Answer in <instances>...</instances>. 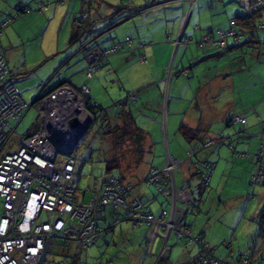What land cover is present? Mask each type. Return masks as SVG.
<instances>
[{
  "label": "rangeland",
  "instance_id": "374dc122",
  "mask_svg": "<svg viewBox=\"0 0 264 264\" xmlns=\"http://www.w3.org/2000/svg\"><path fill=\"white\" fill-rule=\"evenodd\" d=\"M4 1L0 0V12L5 7ZM134 1L137 6L152 2ZM39 2L47 6L42 11L26 14L7 26L0 41L27 104L34 101L42 83L51 78L47 90L53 88L58 79H69L77 87L87 85L91 90V97L96 98L104 108L95 112L93 122L77 148L76 172L69 183L75 190L76 200L89 201L105 178H121L126 173L127 179L135 187L134 196H141L155 214L162 206L170 209L171 196L166 192H159L155 185H148L144 181L151 166H166L161 131L158 139L151 131L153 128L149 129L147 148L138 166H135L138 157L131 150L133 141L126 139L122 150L130 170L124 165L108 172L106 167L107 160L116 154V148L111 135L105 132L102 117L108 115L113 121L118 113L115 103L124 101L125 107L131 108L134 113L142 109V100L146 94L140 88L142 81L148 79L146 74L150 67L154 68V63L149 59H139L140 62L132 64L128 60L121 67H114L119 68L117 70L109 64L103 69L95 70L93 77L88 78L83 53L73 55L85 37L70 44L75 28L74 18L80 12L91 10L92 18L96 19L99 15L106 16L110 8L120 6L121 1L32 0L31 5L35 7ZM190 3L189 1L188 7ZM171 6L174 8L169 11L178 9L173 4ZM192 11L186 29V38L192 37L191 42L181 44L172 53L175 60L172 72L174 79L167 85L162 117H167V138L175 156L182 161L187 158L189 149H196L199 159L201 156L210 158L209 162L213 165V175L211 174L208 185L201 177L191 175V164L196 157L185 162L181 169H176L177 184L182 185V182L189 180L191 193L189 210L183 222L189 225L195 236L201 237L214 249L215 255L234 260L252 247L256 250L264 246V172L259 176L261 162L256 158L258 150L264 146V124H254L253 119L264 103V29L252 33L251 41L235 47L233 54L228 55L223 49L201 48L198 41L209 27L216 30L222 24L230 26V18L251 13V0H194ZM262 11V16L256 22H264V9ZM2 20L0 16V22ZM99 21L100 25L95 24L97 27L95 26L92 35L102 33L109 24L108 17ZM127 27V22L117 24L100 34L95 44L103 48L113 39L117 42L124 40ZM227 42H232V38H228ZM143 53L149 56L145 50ZM69 57L70 61L63 65ZM163 60L160 55L158 64ZM59 68L61 69L56 73ZM184 68L192 71L190 78L185 76ZM148 87L152 88V92H157L154 84ZM131 91L137 93L138 101H127ZM190 103L192 107L189 114L196 122L201 120L197 128L200 129L203 140L210 143L204 149H201L202 140L189 141L181 134V115H177L180 123L176 131L171 128V120L176 114L174 112H177L173 110L175 105L178 104L184 110ZM255 104L258 109L255 113H249ZM24 113L14 137L16 141L21 135L35 133L40 126L37 104ZM242 114L249 119L247 126L234 121ZM17 121L18 118L11 119L12 125L15 126ZM2 212L0 204V216ZM74 224L77 225V222ZM159 240L152 227L134 226L125 221L116 231L100 233L98 241L85 251H81L73 241L67 244L57 238L49 239L43 264H156ZM168 246L171 248L169 261L163 259L157 261L158 264H185L191 262L198 253L197 245L186 246L183 241L178 240L175 233L171 235Z\"/></svg>",
  "mask_w": 264,
  "mask_h": 264
},
{
  "label": "built area",
  "instance_id": "2783aa9c",
  "mask_svg": "<svg viewBox=\"0 0 264 264\" xmlns=\"http://www.w3.org/2000/svg\"><path fill=\"white\" fill-rule=\"evenodd\" d=\"M186 1L191 3L189 9H185L180 35L190 20L194 3V0L182 2ZM263 3V0H255L254 4L258 6ZM17 10L25 14L30 12L26 6H19ZM232 35L236 33L219 30L218 38L208 33L205 40L223 46L226 37ZM182 39L179 37L175 43H181ZM118 48L119 45H116L107 53L115 52ZM1 50L0 46V204L3 208L0 216V264H42L47 241L51 238L72 240L82 250L90 248L100 233L117 230L123 220L155 228L160 239L156 263L164 259L168 241L175 233L187 246L197 245V261L200 263L264 264V252L259 255L253 252V248L235 261L217 258L202 239L182 225L191 193L187 182L177 184L175 171L185 161L175 157L167 148L166 166L161 169L151 167L144 181L148 185L161 187L162 179H168L166 193L171 196L170 209H163L155 216L139 197H133L131 183H120L116 179H112L100 195L88 203L78 202L75 190L69 184L76 169L77 149L73 147L76 131L70 128L69 120L76 117L81 125H85L90 118H94L85 99L88 88L76 89L69 83L57 82L52 90L46 92L48 83L43 82L35 102L40 110L39 129L35 133L19 136L16 141L17 127L24 112L32 105L25 102ZM85 58L88 62L86 72L91 77L99 69L101 53L96 49L87 53ZM171 79L169 71L167 85ZM13 118H18L15 126L11 123ZM235 121L246 124L242 116H237ZM195 155L196 151L190 149L186 159ZM202 163L197 162L194 166L202 165L197 170L200 177L209 182L212 170L208 164ZM107 206L117 209V216L112 223L107 222L99 227V213ZM73 220H77V225L71 223Z\"/></svg>",
  "mask_w": 264,
  "mask_h": 264
},
{
  "label": "trees",
  "instance_id": "16d2710c",
  "mask_svg": "<svg viewBox=\"0 0 264 264\" xmlns=\"http://www.w3.org/2000/svg\"><path fill=\"white\" fill-rule=\"evenodd\" d=\"M121 1V5H127L128 3H130L129 7L132 11V14L131 15H135L139 12H143L144 9H150V7H152V5H144L142 8L139 9V7L137 6H134L132 5L133 1L134 0H120ZM183 0H167L164 2V4L166 5H169V4H183V6L185 7V9L188 7V2H182ZM264 1V0H263ZM255 0H251V5H252V12L251 13H247V14H238L236 15L235 17H233L231 19V23H230V26H228L226 29H223V28H218V29H214V28H208L203 37L201 38L200 41H198V44L201 48H219V49H224L228 47L229 43L227 42V39L228 38H232V42L233 44L235 45V47H240L242 44H246L248 43V41H251L252 40V37H253V34L255 31L257 30H263L264 29V22H256L257 21V18L262 16L263 14V9H264V3L261 4V5H256L255 6ZM42 5V6H40ZM19 6H26L27 8L30 9V12L29 13H32L33 11H42L47 5H45L43 2H39L37 3V5L35 7H31L30 5L28 4H17L12 12H10L1 22H0V36L2 35L3 33V30L7 27V26H10L14 21L22 18L23 16H25L26 14H29V13H22V12H18L17 10V7ZM120 6L116 7V14L118 12H120V10H122V8H119ZM147 9V10H148ZM193 10V8H192ZM185 13V12H184ZM184 13H183V16H184ZM115 15V14H114ZM109 18V16H107ZM110 18H112V15L110 16ZM129 16H125V17H121L119 19H116L114 21H111L110 24L105 27L104 31L102 33H105L107 31H109L111 28H113L114 26H116L119 22H122V21H125L126 19H128ZM98 23L97 22V19H93L90 12L88 11H82L80 12L79 15H77L74 19V27L73 28V31H72V35H71V38H70V44H75L79 41H81L84 37V39L80 42V45L77 49V55L80 54L81 52L83 53V58H84V61H85V66H84V69H85V72H86V68L88 66V62L85 58V55L93 50H96L98 49L101 53V58L100 60L98 61V66H99V69H102L103 67H106L109 63V56L114 54V53H118V52H125V51H131L133 48V39L131 38V36H127L125 37L124 41L122 42H116L114 44H107L105 45L103 48L100 47L99 45L95 44L96 43V39L98 38V36H100V34L102 33H98V34H93L92 33L94 32L95 30V24ZM219 30H222V31H234L236 33V35H232V36H227L226 37V43L225 45L223 46H220V45H217L215 43H209L208 41L205 40V36L206 34H210L212 35L213 37L215 38H218L219 37ZM237 36H240V38H238ZM129 40L131 41V43L129 44ZM185 40H188L187 41V44H189L191 42V39L190 38H187ZM237 40H239L237 42ZM255 42V40L253 41V43ZM185 43V41H184ZM257 43H259V41H257ZM116 45H119V48L115 51V52H111V53H107V51H110L112 48H114ZM0 46L2 48L1 50V53L5 56L4 52H3V47H2V44H1V41H0ZM139 47H142L143 44L140 42L138 44ZM143 56V55H142ZM144 57V56H143ZM70 58V57H69ZM67 58L66 61L69 59ZM146 58V57H145ZM10 69V68H9ZM11 71V74L13 75V70H10ZM58 71H56L57 73ZM183 72L186 73V75H188V70L186 68L183 69ZM94 73V72H93ZM169 73V71H168ZM171 75H172V78H173V73L170 72ZM87 74V72H86ZM88 78H92L93 77V74L91 77H89L87 75ZM57 82H61V83H69L67 81H62L61 79L57 80ZM56 82V83H57ZM46 83V82H45ZM47 86L49 85V82H47ZM70 84V83H69ZM55 86V85H54ZM73 86V85H72ZM86 85H83L79 88L77 87H74L76 89H81L82 87H84ZM45 87V90H47V88ZM87 87V86H86ZM88 88V87H87ZM89 90V89H88ZM134 97H136V99H134ZM85 99H86V102H87V107L88 109L90 110V112L92 113L93 117H95V112L97 110H103V106L98 103L96 100H94L90 93L88 92L87 94H85ZM137 100V93L134 94L132 91L129 92V95H128V98H127V101L130 102H136ZM96 103V105H93V103ZM125 101L124 102H121V103H115L114 107L115 109L118 110V113L116 114L115 116V119L113 121H111L109 118H108V115H104L102 117L103 119V122L105 123V128H106V134H109L111 135L112 137V141H113V144H114V147L116 148V154L110 159V160H107V171L108 172H111V170L113 168H117V167H123L124 165L127 166V170H130V165L129 164H126V158H125V155L123 153V150H122V147H123V143H125V140L126 139H130V141H133L131 142L132 144V149L135 154L137 155V159L135 161V166H138V164L142 161L143 157H144V152L146 151V148H147V139H148V131L146 129H144L143 127H141L138 122H137V118H136V115L135 113L132 111L131 108H126L125 107ZM29 105V104H28ZM35 105V104H34ZM33 106V105H32ZM243 117V116H242ZM245 118V117H244ZM246 119V118H245ZM235 121V119H234ZM121 122V123H120ZM247 123V121H246ZM243 124V123H242ZM243 125H246V124H243ZM179 131L181 132V134H183V136L189 140V141H194L196 139H199L203 141V138L201 137L202 135L200 134V129L199 128H192L190 126H186V125H183V123L180 125L179 127ZM207 144H209L208 141H204L203 142V145L205 147H209V146H206ZM79 146V145H78ZM78 148V147H77ZM263 149H264V146L262 145L260 147V149L258 150L259 152V155L258 152L256 154V158L258 161L261 162V167H260V170L263 169L262 173L264 172V153H263ZM76 152H77V149H76ZM122 152V153H121ZM121 153V154H120ZM261 153V154H260ZM197 154V153H196ZM195 157H197L195 155ZM194 158V157H192ZM191 159V158H190ZM189 159V160H190ZM187 160V159H186ZM188 161V160H187ZM206 163L209 165L210 167V171L213 170V165L210 164L209 161H201L199 159H195L193 161V165H192V169H191V175L192 176H198L200 177V172H198V168H202V165H200L199 167H195L194 164L195 163ZM202 163V164H203ZM151 167H154V166H151ZM150 167V168H151ZM156 168V167H155ZM161 169V168H160ZM203 170V169H202ZM75 172H76V169H75ZM74 172V174H75ZM149 172V171H148ZM202 178V177H201ZM73 179V178H72ZM112 179H116L117 181H119L120 183H132L131 181H129L127 179V176H126V173H124V176L119 178V177H115V176H108L107 178H105L102 182H101V185L98 189H96V192H95V195L94 197L96 196H99L101 191L111 182ZM145 179V178H144ZM72 181V180H71ZM167 181L168 179L167 178H164L162 179L161 181V187L159 185H155L157 187V189L159 190V192H166L168 190V186H167ZM189 180H186L185 182L188 183ZM202 181L208 185L209 182H207L206 180H203L202 178ZM146 182V181H145ZM185 182H182V183H185ZM70 183V182H69ZM135 187L133 188V191H134ZM132 191V193H133ZM167 194V193H166ZM133 197H139L143 203H145V206L148 207L149 209V212L154 214L155 216L159 215V213L163 210V209H168L166 207H162V209L160 210L159 213L155 214L149 207V205L147 204V202H144L143 198L141 196H134L133 194ZM93 198V197H92ZM91 198V199H92ZM90 199V200H91ZM89 200V201H90ZM89 201H86V202H82V203H88ZM189 210V209H188ZM187 210V211H188ZM99 213V212H98ZM187 213V212H186ZM115 216H117V209L115 210L113 207L111 206H107L106 208H104V210H102L100 213H99V223H98V226L99 227H103V225L105 223H112L115 219ZM77 220H73L71 221L72 224H74V222H76ZM127 221V220H125ZM124 220L122 222H125ZM184 221V218L182 220V225H185L187 226L188 228L189 225H187L186 223L183 222ZM121 222V223H122ZM130 222V221H128ZM132 223V222H131ZM133 224V223H132ZM121 225V224H120ZM119 225V226H120ZM134 225V224H133ZM142 225H145V224H142ZM134 226H137V225H134ZM141 226V225H139ZM150 227H152L153 229H155L152 225H148ZM119 229V227H118ZM191 229V228H190ZM111 231H116V230H110V231H106V232H102V233H108V232H111ZM192 231V230H191ZM156 232V230H155ZM193 233V232H192ZM194 235V234H193ZM196 237H199V236H196ZM200 239H202L201 237H199ZM53 239V238H51ZM55 239V238H54ZM61 241H64V243H69V241H72V240H68V239H61V238H57ZM99 239V238H98ZM97 239V241H98ZM179 240V238H178ZM96 241V242H97ZM180 241V240H179ZM203 241V244H206L208 246V248L212 251V253L214 254V249L210 248L208 243H205L204 240ZM95 242V243H96ZM48 245V243H47ZM46 245V253H47V247ZM94 245V244H93ZM187 246V245H186ZM190 246V245H189ZM198 248V247H197ZM253 248V252H256L257 254H262L264 252V247H261L259 248V250H255V247H252ZM88 249V248H87ZM87 249H80L81 251H85ZM199 251V250H198ZM199 253V252H198ZM197 253V254H198ZM215 255V254H214ZM242 254H240L238 257H240ZM46 256V254H45ZM197 256L196 255L194 257V259L191 261V262H187L185 264H204V263H200L197 261ZM215 257L217 258H220L222 259L221 257H218L217 255H215ZM45 259V258H44ZM237 259V258H236ZM236 259L234 260H230V259H226L228 261H235ZM160 261V260H159ZM43 264V263H42ZM158 264V263H156ZM169 264V263H168Z\"/></svg>",
  "mask_w": 264,
  "mask_h": 264
},
{
  "label": "crops",
  "instance_id": "0c3cea01",
  "mask_svg": "<svg viewBox=\"0 0 264 264\" xmlns=\"http://www.w3.org/2000/svg\"><path fill=\"white\" fill-rule=\"evenodd\" d=\"M150 1H152L150 4L146 3V4H141L139 6L135 5L134 3H136V2L133 1L132 5L139 7V9L142 8L144 5L154 4V5H152V7H150V9H148V8H147L148 10L144 9L143 12H139L135 15H131L132 11L129 7L130 3H128L127 5H120L119 8H122V10H120V12H118L117 14L115 13L116 9L110 8L109 11L107 12L106 16L99 15L96 18L97 22H98L96 25L99 26L100 25L99 20H104L105 17H107V16H109V18H108L109 24L111 21H114V20L119 19L121 17L129 16L128 19H126L125 21L119 22L118 24L127 22L128 27H127L125 33H127L126 37L131 36V38L133 39V46H132L133 49L131 51H128V52L127 51L118 52V53H114V54L109 56L108 65L111 64L114 70L119 69V68H114V67H121L122 64L124 62L126 63L128 60L130 61L129 63H132V64H136V63L140 62L141 60H148V59L154 63V65H155L154 68L150 67V71L147 72V74H146L148 79H146L145 81L143 80L144 82L142 81L140 91L143 90L144 94H146V95H144L143 100H142V109L141 110L138 109L135 112V115H136L138 124L141 127H143L144 129H146L147 131H149V129H151V127H152L153 129L151 131L154 132V135H156V137L158 139H160L159 138L160 137V131L163 134L165 163H166V148L169 150V152L171 154H173L171 152L170 145H169L168 138H167V132H168V128H167V124H166L167 117H162V111L164 109V103L166 102L165 101L166 100L165 95L167 92L166 77L168 76V71L173 72V70H174L175 60H174V56L172 55V53H174L179 48V46L181 44H187L188 40H185V39H187L186 38L187 37L186 36V29L188 26L186 27L184 34L182 32V35H180L181 34V23H182L183 13L185 12V7L183 6V4H173L178 9L169 11L170 8H174V7L171 6L172 4H170V5L164 4V2L167 0H150ZM31 3H32V0H11V1L5 0L3 2V5H5V7H3V12H0V16H2V18L4 19L10 12H12L13 8L17 4L31 5ZM31 7H34V6L31 5ZM87 11L90 12V14L92 16L93 12L91 10H87ZM192 13H193V11H192ZM111 15H112V18H110ZM191 17H192V14H191ZM232 18H230V21ZM189 22H190V20H189ZM226 26H227V24H222L219 27L223 28ZM196 28H198V26H196ZM209 28H213V27L211 26ZM204 33H203V35H204ZM203 35H202V37H203ZM179 37H181L183 39H182L180 44H176L175 42ZM189 38L192 39V37H189ZM122 41H124V40H120L119 42H122ZM184 41H185V43H184ZM116 42L117 41L113 39L109 44L112 45ZM140 42L143 44L142 47L138 46V44ZM234 46L235 45L233 44V42H230L228 47L225 48L224 51H226L228 53V55H232L233 54L232 51L234 49ZM144 50L146 51V53L149 56H146V54L143 53ZM4 51L5 50L3 48V52ZM76 53H77V50L75 51V53L73 55H77ZM73 55H72V57H73ZM160 55L163 56L164 60L158 64L157 59ZM171 55H172V58H171ZM138 57H140V58H138ZM70 59H71V57L67 61L65 60V62H63L62 64L64 65V64L68 63L70 61ZM139 59H141V60L139 61ZM170 59H171V62H170ZM6 61H7V57H6ZM7 63H9V62H7ZM172 65H173V67L171 68ZM8 66H9V64H8ZM146 66L149 70V67L147 64H146ZM9 68H10V66H9ZM60 69L61 68L57 69V71ZM186 69L188 70V75H185V74L184 75L187 78H190L192 71H190V68H186ZM10 70L14 71V69H11V68H10ZM193 72H196V71L193 70ZM173 79L174 78H172L170 80L169 84H171V81H173ZM50 80H51V78L45 82H49ZM62 81H67L71 85H73L74 87H77L69 79L68 80H62ZM151 84H154L155 86H157V92L151 91L152 88L150 87L151 88L150 89L148 87V85H151ZM77 88H79V87H77ZM245 88H247V87H245ZM88 89H89V93L91 94V90L89 87H88ZM93 99L99 103V101L96 98H93ZM138 100H139V96L137 95L136 101H138ZM169 104H170V101L168 100V108H169ZM177 105L178 104H176L175 105L176 107L173 108V110L177 111V112H174L176 114L174 116V119L171 120V128L174 131H176V129L180 123L178 121L177 115H181V117L183 118V120H182L183 125L190 126L192 128H197V126L201 122V120L199 122H196V120L189 114V111L192 107L191 103L184 110H182V108H179ZM252 109L249 113H255L256 110L258 109L257 105L256 104L253 105ZM238 116H243V114L238 115ZM252 116H254V115H252ZM253 119L255 120L254 124H258V123L261 124V122H262V124H264V122H263L264 121V103L261 104L260 110L259 109L257 110V117L255 116V117H253ZM246 121H247V123H246V126H247L249 119L246 118ZM204 141H208V140H203V142ZM166 142H167V144H166ZM203 142L202 143L200 142L201 147H202L201 149L206 148L203 145ZM256 146H257V144H256ZM192 150H195L197 153L196 149H192ZM263 153H264V149H263ZM173 155L175 156V154H173ZM196 156H198V154H196ZM175 157H177V156H175ZM196 159H199V158L196 157ZM199 160L210 161V158H207V157L204 158L203 156H201ZM182 161L187 162L186 158ZM192 165L193 164H191V166ZM212 175H213V172H212ZM210 181L211 180H209V182ZM162 207H164V206H162ZM160 210L156 213H159ZM153 230H155V229H153ZM261 247H264V246H261ZM257 250H259V248H257Z\"/></svg>",
  "mask_w": 264,
  "mask_h": 264
},
{
  "label": "water",
  "instance_id": "95a60500",
  "mask_svg": "<svg viewBox=\"0 0 264 264\" xmlns=\"http://www.w3.org/2000/svg\"><path fill=\"white\" fill-rule=\"evenodd\" d=\"M189 23V22H188ZM188 23L185 25V27L183 28V34H184V31L186 29V27L188 26ZM54 88V87H53ZM53 88H50L48 89L46 92L52 90ZM38 100V98L36 97L34 99V101L30 104V105H34L35 102ZM93 122V118H90L89 121L87 122V124L85 125H81V123L79 122V120L76 118V117H73L69 120V126L71 129L75 130L76 131V135H75V140H74V144H73V147L74 148H77L81 139L85 136V134L87 133L90 125L92 124ZM170 253H171V248L170 247H167L165 249V252L163 254V258L165 261H169V257H170ZM168 264V263H167Z\"/></svg>",
  "mask_w": 264,
  "mask_h": 264
}]
</instances>
